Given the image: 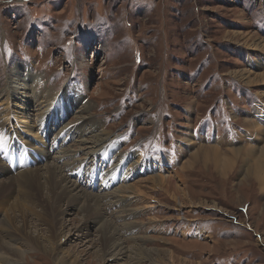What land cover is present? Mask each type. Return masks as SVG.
<instances>
[{
	"label": "rangeland",
	"instance_id": "rangeland-1",
	"mask_svg": "<svg viewBox=\"0 0 264 264\" xmlns=\"http://www.w3.org/2000/svg\"><path fill=\"white\" fill-rule=\"evenodd\" d=\"M252 35L264 40V0H0V108L4 89L17 86L14 68L22 65L24 90L41 99L27 105L29 122L50 119L46 103L54 97L69 108L60 110L62 124L75 127L83 118L90 121L88 132L106 129L108 141L99 146L92 135L74 133L51 142L61 122L49 133L19 126L31 143L46 136L49 149L30 153L46 154L39 165L59 166L104 202L100 221L84 218L81 203L61 215L66 258L133 264L112 249L100 260L99 228L107 221L133 255L135 246L148 250L151 260L141 264H264V192L253 173L240 159L222 173L215 162L192 156L201 143L217 139L234 148L264 145V137L241 138L246 118L264 127V82L249 85L238 77L247 69L264 72L257 63L264 47L252 46ZM17 90L12 97H20ZM2 122L0 142L11 137V150H23L22 136ZM189 134L190 145L183 141ZM139 155L132 175L128 167L136 164L129 163ZM11 167L17 173L18 166ZM160 174L166 182L148 179ZM123 175L130 179L122 181ZM49 225L32 229L48 252L28 253L23 264H58L45 238ZM81 225L87 232L77 237Z\"/></svg>",
	"mask_w": 264,
	"mask_h": 264
},
{
	"label": "bare ground",
	"instance_id": "bare-ground-1",
	"mask_svg": "<svg viewBox=\"0 0 264 264\" xmlns=\"http://www.w3.org/2000/svg\"><path fill=\"white\" fill-rule=\"evenodd\" d=\"M251 39L252 46H254L253 44L256 43V47H259V49L261 47H264V40H260V38L258 39L255 35H252ZM257 63L259 65L264 63V56H261ZM20 66H16L14 68L15 72L17 73L15 74V80H17L15 81V83L17 84V86L15 84L14 86H12L11 84L10 86H7L4 89V93L1 94V104H3V106L0 108V120L4 121V123L2 122L3 127L8 126L10 130H14L15 133L17 132L22 136L21 138L25 140L27 145L18 141V135V138L16 137V141L20 142L22 145H25L22 147L23 150L21 151L11 150L10 146L8 145V143L12 141L11 137L4 142H0V148H2L0 150V170L3 172V174H0V177L4 175L2 176V178H0V194L5 193L0 195V213L3 212V210L5 211V214L3 216H0V264H23L25 262H23V259L27 258L28 253L37 251L48 252L47 244L43 243L40 235H35V231H32L33 227L34 229H38L39 226H42L45 223L50 224L49 226H47L48 228L45 227L49 232V234H47L45 238L48 242L52 243V245L54 244V248H52L51 251L55 254V257H57L56 259L58 260V264H75L76 262H71L70 259L64 256V253L62 251V243L66 241V237L64 238L63 235L65 233V230L61 215L64 214V212L67 213L68 208L79 205L78 203H81L80 209L85 212L84 218H91L93 219V222L100 221L106 215V211L103 208L104 202H102V198L101 195H99V192L94 193V191L92 192L90 190H86V188H83L77 182L72 180L71 175H67L61 172L62 170L58 171L59 166H55L52 164H46L45 166L39 165V163L45 160L44 157H46V154H42L41 157L35 154V158H33V156L30 154L32 150L36 151L39 146H46V136H44L42 140L39 139V141H36V143H31V141H28L29 139H27L26 135L22 134L21 130L23 128H21L20 130L19 126H23L26 129V133L30 132L32 128L36 126H38L39 129L42 128L44 133H49L50 129L54 130L57 123L61 122V120H59V118H61L60 110L63 109L68 111L69 108H66L67 104H65V101H61L60 98L56 99L53 97V99L49 101V104L46 103L47 105H49L47 107L48 112L50 111L51 113L52 111V117L49 119L48 117L50 116H48L44 120V122L42 121L39 124L35 122H29L30 120L28 119V116H25V109H27L28 107L27 105H29L30 102H40L41 99L38 98L37 94L33 93L32 96H30L29 93H27L28 91L24 90L26 88V83L28 80L24 82V77L21 73L22 71L20 72V69H22V67ZM26 69H28V67H26ZM15 72L13 71V73ZM238 77L241 79V81H244L249 85H257L260 82H264V72H252L247 69L240 71L238 73ZM29 80L34 82L35 79L32 78ZM23 83H25V86L23 85ZM15 90H17L16 93H19L20 97H12V93ZM259 95L260 100L264 102V93H259ZM22 96H24L25 98L23 100L24 105L21 107H17V101L22 100ZM71 102L72 100L70 101V103ZM260 108L261 103L256 105L254 109L255 113H257ZM71 109L73 108L71 107ZM16 115H18V119L16 120V122H14L12 118H15ZM79 117L80 116H77V118ZM80 119L83 120V118H79V120ZM82 120L79 124L74 125L75 127H72L70 125V122H68L67 124H62L61 122L62 125L60 131L57 132L58 135H54L53 139H51V137L50 141L53 142L55 140H58L59 138V140L64 142V139L71 136L72 133H74V135L77 134L81 136L92 135L94 141L99 142V146L104 145L108 141L107 135L105 133V128V130L101 131L99 127H95L94 129H91V132H88V130H86L85 128L87 124L90 123V121L86 119H84L83 121ZM245 121L246 127L241 138H244L251 134V142H253L254 136L255 139L258 140H260L261 137H264V127L258 125V123L255 121H251V118H246ZM17 130H20L21 134ZM63 130H65V134L61 137ZM35 135L37 136V134ZM193 140V136L189 134V136L185 137V140L183 141L190 145L193 144ZM224 141V139H217L214 144L210 145H207L206 143H199L200 147H197L198 150L192 153V156H194L197 160L202 159L215 162L222 173H224L225 170L231 167L235 159H240L245 165L246 173L250 175H252L253 173L252 177L259 183L260 189L264 192V145H244L245 147L239 146L237 148H234L231 144L225 146V143L226 145L229 143L227 139L226 142ZM38 142H41V144ZM27 150L29 152H27ZM42 150L43 151H41V153H45L44 149ZM105 152H102L104 156H106ZM179 152L180 154L184 153L180 149ZM140 156L141 155L138 156L134 163H129L132 165L136 164L128 167V170H130V174L132 173V175H134V173L136 172L137 167H140L137 166V164H140ZM128 161L129 160H126V163ZM162 164L164 163L158 161V168L162 169L164 167V165ZM11 165L18 166L17 173L13 172ZM87 173L91 176V178H96V176L92 177L93 171L88 170ZM166 177L167 176H162L160 174L159 176H152L148 179L153 180L154 184H156L158 182V178L166 182ZM128 179H130L128 176L124 177L123 175L122 181H126ZM181 181H183L182 177ZM6 187L8 188L3 189ZM125 188L132 189L131 186H125ZM134 188L136 191L141 190L137 186ZM115 192H117V190L109 191L105 194V197ZM108 198L110 199L111 197ZM122 198L125 197L120 196L116 201H119V203L123 202L124 199ZM32 213L35 215V219L29 218ZM115 230L116 229L113 227V225L107 221L102 223L99 228V238L101 241V245L98 250V255L101 257V261H106L107 259H109L107 258L109 249H112V252L114 254H117L116 257L128 256L133 260V264L135 262L136 264H141L139 262L140 260H151L148 250H144L145 248L143 249L141 245L135 246L136 250L134 252V255L133 252L131 253L129 252V250H127L128 248L125 249L126 247L124 246V242L121 241V239L119 238L120 236L116 235ZM76 231L78 232L77 237L83 236V234L85 235V233L87 232L85 231L84 225L77 227ZM71 236L72 234L69 236V238H71ZM54 238L56 239L55 241L53 240Z\"/></svg>",
	"mask_w": 264,
	"mask_h": 264
}]
</instances>
